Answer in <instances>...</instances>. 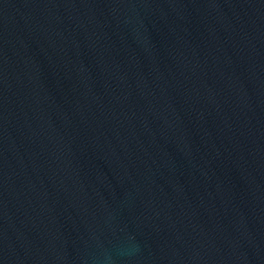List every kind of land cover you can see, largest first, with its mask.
Here are the masks:
<instances>
[{"label":"water","instance_id":"95a60500","mask_svg":"<svg viewBox=\"0 0 264 264\" xmlns=\"http://www.w3.org/2000/svg\"><path fill=\"white\" fill-rule=\"evenodd\" d=\"M105 250L264 264V0H0V264Z\"/></svg>","mask_w":264,"mask_h":264},{"label":"clouds","instance_id":"9594fccd","mask_svg":"<svg viewBox=\"0 0 264 264\" xmlns=\"http://www.w3.org/2000/svg\"><path fill=\"white\" fill-rule=\"evenodd\" d=\"M133 251H135V246L132 245L131 243L129 245H126L124 247H121L118 252L119 255H130ZM103 264H116V259L113 256V254L108 251L105 250V254H104V260H103Z\"/></svg>","mask_w":264,"mask_h":264}]
</instances>
